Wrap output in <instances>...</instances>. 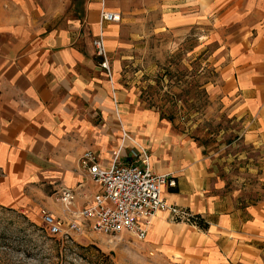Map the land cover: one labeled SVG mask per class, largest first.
<instances>
[{
    "label": "crops",
    "instance_id": "obj_1",
    "mask_svg": "<svg viewBox=\"0 0 264 264\" xmlns=\"http://www.w3.org/2000/svg\"><path fill=\"white\" fill-rule=\"evenodd\" d=\"M104 7L121 20L148 7L169 29L212 23L215 36L229 29L213 95L262 153L264 186V0H0V207L65 219L61 189H77L74 211L97 190L80 165L83 154L92 150L109 166L128 132L150 152L156 173L176 179L164 199L207 225L173 224L162 213L152 237L180 242L197 264H264V189L258 200L226 190L194 142L155 113L122 104L120 64L111 63L110 79L93 47L103 33L109 48L118 32V23L101 26ZM126 147L122 163L137 151Z\"/></svg>",
    "mask_w": 264,
    "mask_h": 264
},
{
    "label": "rangeland",
    "instance_id": "obj_2",
    "mask_svg": "<svg viewBox=\"0 0 264 264\" xmlns=\"http://www.w3.org/2000/svg\"><path fill=\"white\" fill-rule=\"evenodd\" d=\"M159 18L141 7L137 16L115 24L118 32L108 50L111 63L120 64L122 104L172 118L161 121L200 148L226 190L258 200L264 189L258 166L262 153L244 142L243 123L213 95L224 57L219 51L227 49L229 29L216 36L212 23L169 29ZM42 216L0 207V264H197L182 255L180 242L166 245L151 233L145 241L93 232L61 240L49 235ZM181 232L174 234L182 237Z\"/></svg>",
    "mask_w": 264,
    "mask_h": 264
},
{
    "label": "built area",
    "instance_id": "obj_3",
    "mask_svg": "<svg viewBox=\"0 0 264 264\" xmlns=\"http://www.w3.org/2000/svg\"><path fill=\"white\" fill-rule=\"evenodd\" d=\"M120 20V15L107 11L105 7L100 13L101 26ZM93 47L111 79L113 70L103 33L93 40ZM127 141L138 146L133 136L124 132L122 144L109 166H103L92 150L83 154L80 165L97 190L82 209L74 211L77 189H61L58 201L67 216L63 219L51 213L43 214L42 223L49 235L61 240H75L93 232L111 238L132 236L145 241L154 219L162 213L168 214L174 223L197 227L196 215L164 199V188L176 187V179L172 174L155 172L145 147L140 145V149L130 153L132 162L120 161Z\"/></svg>",
    "mask_w": 264,
    "mask_h": 264
},
{
    "label": "trees",
    "instance_id": "obj_4",
    "mask_svg": "<svg viewBox=\"0 0 264 264\" xmlns=\"http://www.w3.org/2000/svg\"><path fill=\"white\" fill-rule=\"evenodd\" d=\"M162 119H168V120L172 121V118H170V117L169 118L162 117ZM197 217H198V221H197L196 225L199 228L206 229L207 228V225L201 220V218L199 216H197Z\"/></svg>",
    "mask_w": 264,
    "mask_h": 264
}]
</instances>
